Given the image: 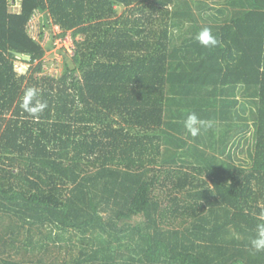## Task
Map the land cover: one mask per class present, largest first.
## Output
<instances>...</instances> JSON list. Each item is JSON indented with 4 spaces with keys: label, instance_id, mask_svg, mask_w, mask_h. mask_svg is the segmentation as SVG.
<instances>
[{
    "label": "trees",
    "instance_id": "1",
    "mask_svg": "<svg viewBox=\"0 0 264 264\" xmlns=\"http://www.w3.org/2000/svg\"><path fill=\"white\" fill-rule=\"evenodd\" d=\"M51 27L83 36L58 76ZM261 222L264 0H0V264H264Z\"/></svg>",
    "mask_w": 264,
    "mask_h": 264
},
{
    "label": "clouds",
    "instance_id": "2",
    "mask_svg": "<svg viewBox=\"0 0 264 264\" xmlns=\"http://www.w3.org/2000/svg\"><path fill=\"white\" fill-rule=\"evenodd\" d=\"M195 40L205 48H215L221 44V40L213 34L211 28L203 27L196 34ZM47 102L40 99V91L35 86L24 89L21 96L20 107L33 119H39L40 115L47 108ZM183 127L191 137H197L202 130L213 127V121L204 120L195 112L187 113L183 120ZM250 248L255 252L264 251V222L258 223L255 229V236L250 241Z\"/></svg>",
    "mask_w": 264,
    "mask_h": 264
},
{
    "label": "rangeland",
    "instance_id": "3",
    "mask_svg": "<svg viewBox=\"0 0 264 264\" xmlns=\"http://www.w3.org/2000/svg\"><path fill=\"white\" fill-rule=\"evenodd\" d=\"M16 5H18L16 3ZM117 8V15H122L125 17L128 13L126 7L122 5L115 6ZM39 14L36 13L34 17L31 19L29 23L30 33L37 38L39 31V23H38ZM59 31L51 27V30H45L43 34V38L40 40L41 44L45 47L46 53L43 58V73L51 74L54 76L60 75L65 70V60L63 58L64 54L68 53L72 55V53L76 49V44L74 41H82V35H76L75 37L68 32L64 37H56L52 38V35H56ZM28 65L22 62L16 63V69L19 72H24L27 69ZM55 252V250H54Z\"/></svg>",
    "mask_w": 264,
    "mask_h": 264
},
{
    "label": "water",
    "instance_id": "4",
    "mask_svg": "<svg viewBox=\"0 0 264 264\" xmlns=\"http://www.w3.org/2000/svg\"><path fill=\"white\" fill-rule=\"evenodd\" d=\"M20 55V54H19ZM22 58L23 59H26V60H28L29 59V57L28 56H26V55H22Z\"/></svg>",
    "mask_w": 264,
    "mask_h": 264
}]
</instances>
